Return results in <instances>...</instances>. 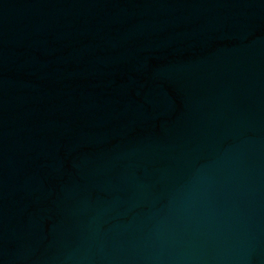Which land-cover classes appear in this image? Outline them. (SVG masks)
<instances>
[{"label": "water", "instance_id": "1", "mask_svg": "<svg viewBox=\"0 0 264 264\" xmlns=\"http://www.w3.org/2000/svg\"><path fill=\"white\" fill-rule=\"evenodd\" d=\"M0 264H264V0H0Z\"/></svg>", "mask_w": 264, "mask_h": 264}]
</instances>
